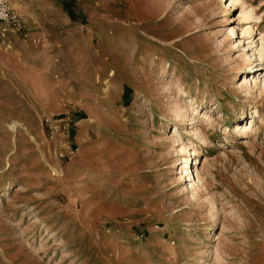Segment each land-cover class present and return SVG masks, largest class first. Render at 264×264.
Wrapping results in <instances>:
<instances>
[{
    "label": "rangeland",
    "instance_id": "1",
    "mask_svg": "<svg viewBox=\"0 0 264 264\" xmlns=\"http://www.w3.org/2000/svg\"><path fill=\"white\" fill-rule=\"evenodd\" d=\"M47 1L65 57L73 48L81 55L66 69L81 105L37 120L42 136L29 138L42 162L34 175L19 171L26 161L4 171L13 170L0 192L3 264H264V58L256 59L247 23L238 19L242 6ZM245 1L264 31V0ZM180 101L195 108L183 119L176 118ZM96 104L113 120L90 122L88 107ZM254 115L262 117L255 133L241 136L238 125ZM113 132L114 155L106 151ZM76 155L81 161L64 171ZM195 166L202 180L194 190V173L183 168Z\"/></svg>",
    "mask_w": 264,
    "mask_h": 264
},
{
    "label": "crops",
    "instance_id": "2",
    "mask_svg": "<svg viewBox=\"0 0 264 264\" xmlns=\"http://www.w3.org/2000/svg\"><path fill=\"white\" fill-rule=\"evenodd\" d=\"M9 2L21 15L25 33H2L0 30V192L3 191L5 183L10 182L5 176L10 175L13 170L9 169L7 173L4 171L10 166L16 168L14 161H26L25 165L28 167H21L19 171L22 172L31 171L41 165V156L29 138V134L42 136V131L37 126L41 115L81 105L75 85L68 76L69 72L66 73L67 68L78 64L81 55L78 56L73 48L70 55L65 57L64 40L58 36L61 30L55 26L58 16L48 12L49 1ZM106 63H109L108 58ZM14 120L21 124V129L9 130L10 122ZM107 136L112 147L106 151L113 152L114 155L119 149L116 146V137L114 132ZM84 148L79 149L84 155L87 154L86 151L93 150L90 146ZM100 150L102 149L97 151ZM82 155L71 157L65 164L64 171L75 168V162L81 161ZM31 159L36 162L28 165L27 162ZM31 174L35 173L31 171ZM32 178L40 181L44 179L39 173ZM46 179L48 180L47 177ZM55 183L59 184L58 181ZM1 225L2 222L0 227ZM2 258L0 255V264H3Z\"/></svg>",
    "mask_w": 264,
    "mask_h": 264
},
{
    "label": "bare ground",
    "instance_id": "3",
    "mask_svg": "<svg viewBox=\"0 0 264 264\" xmlns=\"http://www.w3.org/2000/svg\"><path fill=\"white\" fill-rule=\"evenodd\" d=\"M230 3H232L233 5L234 4H240L242 6V10L240 12V16L238 19L241 21L242 20L246 21V23H247V29L246 30H247V33L252 38L253 42L255 43V47H256L255 49L257 52L255 56H256V59L260 63V60L262 58H264V31H260V32L257 31L258 27L256 26V22L260 21L261 16H259V14L255 11L254 7L248 5L245 0H230ZM150 8H153V7H150ZM258 34H260L261 37L256 40ZM116 60H118L117 64L120 67V71L123 72L124 75H126V74L129 75V72L127 71V67L123 64L122 58L118 56V57H116ZM256 67L257 66H252L249 69H251L250 71L253 73L254 70H256ZM246 83L249 84L248 88H247L248 94H249L251 92V89L255 85V79H253V76L250 80V83L247 80H246ZM261 87L262 88L264 87V76L262 78ZM59 104L60 103H58V105ZM88 108H89V112H90V119H89L90 122H95V121H97V122L98 121L99 122H103V121L110 122L113 120L112 112L107 107L105 108L103 106H99L96 104V105L90 106ZM194 109L195 108L193 106V103L188 104L187 102L180 101L179 103L176 104V108H175L176 118L177 119H183L187 112H189L190 110L194 111ZM193 119H195V117ZM242 119H244V118H242ZM261 121H262V117H260L259 115L258 116L254 115V116H252V118L250 120H246V121L240 123L237 127L238 128L237 132H240L241 136L247 137L248 134H251L252 132L255 133V128H256L257 122H259V124H260ZM10 127H12L14 129V126L12 124H10ZM257 127H258V125H257ZM197 130H198V128L194 130V134L198 133ZM199 134L201 136V139L204 140V142H205L203 132L200 131ZM174 135H175L173 137L174 142H178V143L181 142L182 139H181L180 135L178 134L177 130H175ZM176 151L179 153L185 152L186 147L184 146V147L178 148V149H176ZM41 154H42V151H41ZM184 158H185V161L183 163L185 166L187 164V157H184ZM183 170L188 172L187 174L190 176V178L192 177V174L194 173L193 179H190L191 182H190L189 187H191L194 190L197 189L199 187V182H201V180H202V176L200 175L198 167L195 166L193 170H191V169L189 170V168L184 167ZM81 202L84 205L85 210H86V207L89 206L90 199L87 196H85V197H83ZM29 245L32 246V244H29ZM24 248H27V247L23 246V249H21L19 251L20 255L22 252H24L23 251ZM217 251H218V249L215 250V253ZM30 252H32V251L30 250L29 253ZM210 252L212 253L213 251H210ZM29 253H27V254H29ZM27 259H28L27 264H31L29 261V258H27ZM30 260L32 261V259H30Z\"/></svg>",
    "mask_w": 264,
    "mask_h": 264
},
{
    "label": "built area",
    "instance_id": "4",
    "mask_svg": "<svg viewBox=\"0 0 264 264\" xmlns=\"http://www.w3.org/2000/svg\"><path fill=\"white\" fill-rule=\"evenodd\" d=\"M0 30L2 33L11 31L24 34V21L9 0H0Z\"/></svg>",
    "mask_w": 264,
    "mask_h": 264
}]
</instances>
